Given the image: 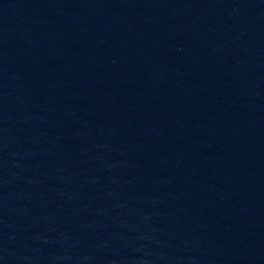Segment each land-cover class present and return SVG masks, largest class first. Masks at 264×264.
I'll return each mask as SVG.
<instances>
[{"label": "water", "instance_id": "1", "mask_svg": "<svg viewBox=\"0 0 264 264\" xmlns=\"http://www.w3.org/2000/svg\"><path fill=\"white\" fill-rule=\"evenodd\" d=\"M82 264H264V38L166 183Z\"/></svg>", "mask_w": 264, "mask_h": 264}]
</instances>
